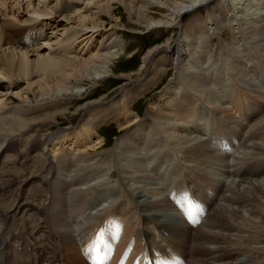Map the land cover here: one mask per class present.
Returning a JSON list of instances; mask_svg holds the SVG:
<instances>
[{
  "label": "bare ground",
  "instance_id": "bare-ground-1",
  "mask_svg": "<svg viewBox=\"0 0 264 264\" xmlns=\"http://www.w3.org/2000/svg\"><path fill=\"white\" fill-rule=\"evenodd\" d=\"M12 1L0 0V264H37L47 241L56 261L48 256L42 264H68L61 259L62 239L69 264H91L81 246L103 230L117 252L111 263L133 241L135 254L177 256L184 264H264V117L241 118L245 106L264 109V77L262 83L254 77L257 61L264 74V0H97L98 10L86 7L85 13L77 8L83 0ZM116 4L130 15L134 33L143 27L157 34L152 41L162 39L141 63L130 57L135 76L122 66L126 44L115 28L126 25ZM54 15L63 16L54 28L40 19ZM64 19H77L81 29ZM46 26L65 34L52 51L33 46ZM176 27L182 34L174 41ZM167 71L165 102L152 100L142 117L135 103L158 88ZM112 76L123 80L112 101L88 99ZM231 78L246 101L219 95ZM200 101L232 123L221 117L220 126L215 122L201 135L193 126ZM77 114L76 130L52 128L59 116L72 121ZM109 122L122 131L112 148L100 132ZM163 144L189 167L154 166L163 172L158 180L171 177L161 188L144 153L153 155ZM190 166L218 169L189 173ZM183 194L200 202L199 219L189 220L175 206Z\"/></svg>",
  "mask_w": 264,
  "mask_h": 264
},
{
  "label": "rangeland",
  "instance_id": "rangeland-1",
  "mask_svg": "<svg viewBox=\"0 0 264 264\" xmlns=\"http://www.w3.org/2000/svg\"><path fill=\"white\" fill-rule=\"evenodd\" d=\"M12 1V0H11ZM22 1V0H21ZM26 1V0H25ZM24 0H23V3L25 2ZM52 2H55V0L53 1V0H51ZM89 1V2H88ZM97 0H83V1H81V3L79 4V6L77 7V8H81V11L80 12H82V11H84V13H85V9H86V7H90L93 11H97L98 10V3L96 2ZM12 3H13V1H12ZM237 3V2H236ZM1 6V5H0ZM17 7H19V5L17 6ZM116 7H119V9L117 10V15L118 16H120V18H121V20H122V22L123 23H125V25L126 26H118L117 28H115V30H117V32H118V37L123 41V43H125L126 44V50L124 51L125 52V54H124V62H123V64H122V66H124L125 67V71H127V69H128V72L129 71H131L133 74H134V76H135V74H136V72H137V70H138V66H137V68H131V66L133 65V63H135L136 62V60H134V59H131L130 60V57L131 56H133V55H137V61L139 62V63H141V61H142V56L145 54V52L149 49V48H151L152 46H154L156 43H158V42H160L162 39H159V40H157V41H152V39L157 35L156 33H152V34H148L147 32H145L144 31V28L143 27H141V30H140V32L139 33H134L133 31H132V25L130 24V18H129V16L130 15H128V13L126 12V9L122 6V5H120V4H116ZM6 11H10L9 9H5ZM92 10H91V12H92ZM203 11H205L204 9L202 10V12ZM260 11H261V9H260ZM27 12V11H26ZM259 12V11H258ZM28 16H30V17H36L35 15H33V14H31V13H28ZM106 17H107V20L104 22V25H107L108 26V21L110 20V15H108V14H106ZM40 19H42L43 21H45L46 23H47V25L49 26L50 25V23H51V26H52V28H54L55 27V25H56V23H58V22H60V19H63V16H57V18H56V16L54 15L53 17H41ZM75 20V21H74ZM70 21H72V22H70ZM66 20V19H64L63 20V23H67L68 24V27L70 28V29H72V30H76V31H79L80 29H81V27H78V24H75V23H77V19H72V20ZM53 25H54V27H53ZM48 26H46V27H44L43 28V31H42V35L39 37L40 39H37L36 40V43L33 45L34 47H40V46H45L46 48H45V51L46 50H54V49H56L58 46H59V42L60 41H64V39H65V34L63 33L62 34V32H61V30H60V28L61 27H59V31H57L58 33L56 34V32H53V31H51V30H54V29H50V28H48ZM62 26V25H61ZM48 28V29H47ZM88 30L87 31H91V26L89 27V28H87ZM56 30V29H55ZM54 30V31H55ZM172 30H175V33L174 32H172V33H174L173 35H172V38H173V40L174 41H176L178 38H179V36L182 34L181 33V30L179 29V28H173ZM44 32V33H43ZM83 32V31H82ZM46 33H48L47 35H45ZM61 33V34H60ZM45 36H44V35ZM59 34V35H58ZM62 36V37H61ZM25 37V36H24ZM60 37V38H59ZM49 38H51V39H49ZM76 38H77V41H76V43H78L79 41H81L83 38H82V36H81V34L80 35H78V36H76ZM49 39V40H48ZM60 40V41H59ZM34 41V39L32 40V42ZM48 41V42H47ZM99 42V38L96 40V38H95V43L97 44ZM69 43H72V42H69ZM75 44V43H74ZM37 45V46H36ZM76 46V44L74 45V47ZM30 47H32V46H30ZM24 50V49H23ZM78 50V47L77 48H75V51H77ZM21 54H23L22 53V51H21ZM32 55H36L34 52L32 53V52H30L29 53V56L31 57L30 59H34L35 58V56H32ZM257 64H258V66H259V68H258V72L257 71H255V76L254 77H258L259 78V81H260V83H262V81H263V77H264V74H263V72H260V71H262L263 70V67H262V64H261V62H259V61H257ZM257 64H256V62H255V65L257 66ZM123 72V70H121V69H119V70H116L115 71V73H117V74H120V73H122ZM257 72V73H256ZM262 73V74H261ZM259 75H260V77H259ZM171 77H172V71H167V73L165 74V77L163 78V81H161V83H160V85H159V87L158 88H155V89H153V90H150L149 92H146V93H144V96H143V98L142 99H140V100H138L135 104H136V106H134V108H136L137 110H135V112H137L139 115H142V117L144 116V114H145V112H146V109H147V107L149 106V104L151 103V101L153 100H155V101H160V103L162 104L163 102H165L164 100H163V98L161 97L162 95H161V93H162V91H163V89L166 87V85L169 83V81H170V79H171ZM114 78H116V77H114V76H112L111 78L109 77L108 79H106L105 81H103V82H101L100 84H98L97 86H95V87H93V89H91L90 91L92 92V93H98V92H100V90L103 88H105L102 92H100V93H98V94H96L95 95V93L92 95V96H90L88 99H95V98H100L101 96H104V100H106L107 102H109V101H112L117 95H118V93L120 92V86H121V82L123 81V80H120L119 79V81L120 82H118V80L117 79H114ZM231 82H229L228 80L227 81H225L224 82V86H223V88H221V89H217L218 90V93H219V95L221 96H223V97H221V98H223V100H225L226 102H228L233 96L235 97V96H237V95H240V98H242V95L244 96V99L246 98V96L247 95H244V93H241V90H240V88L242 87V85L239 83V81L236 79V78H231V79H229ZM116 81H117V83H116ZM237 81V82H236ZM28 81H27V78L25 77V78H23V80H21L20 81V83H21V87H27V83ZM227 82H229V83H227ZM235 82V83H234ZM111 84V83H113L109 88H107L106 89V86L108 87V84ZM116 83V84H115ZM231 83H233V84H231ZM234 85H237V86H234ZM237 88V89H236ZM242 89H244L243 87H242ZM235 90L236 91H238V92H235ZM236 93H238V94H236ZM105 94H107V95H105ZM109 94V95H108ZM160 99V100H159ZM247 99H245V101H246ZM263 100V99H262ZM83 100H79V102H76V103H74V104H71V105H73V107H75V106H77L78 104H80L81 102H82ZM264 101V100H263ZM248 102V101H247ZM202 107H201V106ZM208 105L209 104H203V102H198V104H197V107L199 108L200 107V109H199V111L197 112L198 114L196 115V117H195V119L193 120V122H191V125H192V123H193V126L195 127V128H197V130H199V131H197V132H199L201 135L202 134H205V132H207L211 127H212V125L216 122H220L222 119H223V117H224V120H222V121H225V123L227 122V121H229V122H231L229 119L230 118H228V117H226V116H221L222 117V119H221V117L218 115V114H215L216 112H213V114L212 113H210L208 110H210V109H213V107H211L210 105H209V107H208ZM244 106L245 105H247V103H245L244 102V104H243ZM205 106V107H204ZM228 106H230V105H228ZM228 106H227V108H228ZM243 106V107H244ZM247 106H245L244 108H245V111H244V113L246 112L247 114H244L243 113V115H241V113H237L238 114V116H240L241 115V118H249L250 117V119H251V122H254V121H256V120H259L261 117H264V115H262L261 114V112L262 113H264V109L262 110V109H255L257 112H255V110L253 111V112H250L251 111V109H249V107L248 108H246ZM209 108V109H208ZM231 108V110L233 109V107L232 106H230L229 107V109ZM251 108V107H250ZM203 109V110H202ZM206 110V111H205ZM214 110V109H213ZM249 110V111H248ZM205 111V112H204ZM259 111V112H258ZM209 112V113H208ZM226 113L227 114H232V111H226ZM252 113H254V114H252ZM257 113H259V114H257ZM200 114V115H199ZM220 114V113H219ZM250 114H252V116L250 115ZM211 115V116H210ZM235 115V114H234ZM247 115V116H246ZM259 115V116H258ZM77 116V117H76ZM80 116V114H77V115H75L74 117V119L71 121H69V120H67L66 118H65V116L63 117V116H59V121H60V124H53L52 125V128L55 130V129H60V128H63V127H70V128H72L73 130H76V128H78V126H79V124L81 123V117H79ZM198 116V117H197ZM243 116V117H242ZM221 119V120H220ZM227 121H226V120ZM73 122V123H72ZM71 123V124H70ZM228 123V122H227ZM232 123V122H231ZM198 124V125H197ZM220 124H221V122L218 124L217 123V125L218 126H220ZM233 125V124H232ZM209 127V128H208ZM100 132H102V134L103 135H105V137H106V144H107V146H106V148H112L113 146H114V144L116 143V141L118 140V138L120 137V135H121V132L122 131H120V128H119V126L115 123V122H109L108 124L106 123V124H103V125H101L100 126ZM231 129H233L234 130V128H231ZM78 133V132H77ZM95 136H97V135H95ZM85 141V140H84ZM92 140H90V139H87L85 142L87 143V144H92L93 142H91ZM239 144H241V143H239ZM214 146V145H213ZM65 147H67V146H65ZM215 147H217V149H218V146H216L215 145ZM167 148L168 147H165V145L163 144V145H161L158 149H155V153L153 154V155H151V154H146V153H144V156H147V157H145V160H146V165L148 166V167H152L153 166V168H151V169H148L149 170V172H151L152 174H154L155 176H156V179H157V181H158V185L159 186H161V188L162 187H164V185H170L171 184V177H170V179L168 180V179H166V180H164L165 182H167V183H165L164 181L162 182V181H160V179L158 180V176L159 175H163V172L162 171H157L156 169V167H154V166H162V165H164V163H166L167 165H169V166H171V165H173V164H180L181 166H179V165H177V168L179 169L180 167H183V166H186L187 168L189 167V164H187V163H185V161H183L182 159H181V157L179 156V154H177V153H175L174 152V150H173V152L171 151L172 149L169 147L168 148V150H167ZM238 149L239 148H242L241 147V145H239L238 147H237ZM164 149V150H163ZM166 149V150H165ZM171 149V150H170ZM243 149V148H242ZM242 149L240 150V151H242ZM158 150H160V151H158ZM239 151V152H240ZM170 152V153H169ZM160 154V155H159ZM175 154V155H174ZM228 157H230L228 154H226ZM175 156V157H174ZM151 157V158H150ZM146 158H148V159H146ZM161 159H163V160H161ZM148 160V161H147ZM180 160V161H179ZM154 161V162H153ZM160 161V162H159ZM177 161V162H176ZM178 161H179V163H178ZM147 163H150V164H147ZM151 163H152V165H151ZM182 163V164H181ZM147 167V168H148ZM218 167V166H217ZM217 167H215V168H212V169H210V170H199L200 168H198V167H196L197 169H195V166H190V170H189V173H191V170H193V171H201V172H204V173H208V174H210V173H215L216 172V170L218 169ZM155 169V170H154ZM222 169H224V168H222ZM153 172H152V171ZM208 171V172H207ZM212 171V172H211ZM229 172V174L230 173H232L231 171H228ZM218 176H220L219 178H223L222 177V175H218ZM163 177V176H162ZM169 181V182H168ZM162 182V183H161ZM165 183V184H164ZM104 192H102V194H103ZM94 201H95V203H97V200L96 199H94ZM46 242V241H45ZM67 242L64 240V239H62V241H61V246H60V253H62V254H64V256L62 257L61 256V259H62V261H66L68 264L71 262L70 261V258H71V256H70V254L66 251V247H67ZM47 246H49V247H47ZM69 246V245H68ZM45 249H46V251H45ZM53 249H54V247L52 246V245H50V243L47 241L46 242V244L45 245H41L40 246V248L38 249V258H37V264H42L43 263V261H47V258H48V256H50L51 258H50V260H53L54 258H55V261H56V255H54V253H53ZM43 250V251H42ZM37 252V251H36ZM60 253H59V255H60ZM53 255V256H52ZM55 256V257H54ZM58 262H60V258H59V261ZM57 262V263H58ZM59 264V263H58Z\"/></svg>",
  "mask_w": 264,
  "mask_h": 264
}]
</instances>
